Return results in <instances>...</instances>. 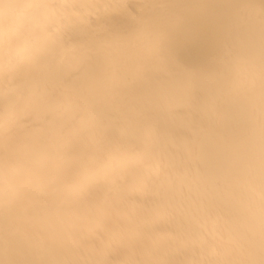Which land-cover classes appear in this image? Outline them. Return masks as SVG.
<instances>
[{"label":"clouds","instance_id":"obj_1","mask_svg":"<svg viewBox=\"0 0 264 264\" xmlns=\"http://www.w3.org/2000/svg\"><path fill=\"white\" fill-rule=\"evenodd\" d=\"M0 264H264V0H0Z\"/></svg>","mask_w":264,"mask_h":264}]
</instances>
